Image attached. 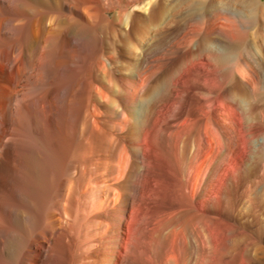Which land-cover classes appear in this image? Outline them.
Returning <instances> with one entry per match:
<instances>
[{
	"label": "rangeland",
	"instance_id": "rangeland-1",
	"mask_svg": "<svg viewBox=\"0 0 264 264\" xmlns=\"http://www.w3.org/2000/svg\"><path fill=\"white\" fill-rule=\"evenodd\" d=\"M253 1L258 5H253ZM253 1L242 7L217 2L207 8L201 35L212 31L216 36L224 30L234 36L239 33L246 36L241 45L205 48L213 51L216 59H209L200 52L203 48L195 44L173 42L164 46L153 42L136 45L127 52L116 47L115 54L100 59L99 67L95 64L97 59H88V55L86 59H69L74 78L89 66L92 81L101 88L99 96L90 97L95 103L93 115L88 116L89 130H95L96 121L97 131L111 139L120 159L127 156L128 161L119 164L118 175L107 169H101L97 175L74 172L79 195L101 185L96 197L99 208L93 211L90 196L85 213H89L91 220L89 233L92 230L90 246L83 253L88 264L97 259L102 264H264V206L254 208L247 198L237 196L246 186L243 171H254L256 161L264 157V131L258 129L264 118L262 112L252 115L254 108L264 107V94L262 101L261 96L256 100L253 94L256 81L264 87V0ZM191 28L185 31L170 28L163 34L168 37L177 34L181 39L197 34ZM155 33L151 32V36H157ZM11 67L14 65L7 66L10 72ZM226 67L234 76L229 84L218 79L226 74ZM158 84L163 86L155 92L153 88ZM87 96L82 92L72 95L73 124L78 125L87 115ZM61 97L53 94L46 99L53 103L52 120L56 122L66 114V106L59 102ZM196 123L201 124L202 135L191 140L183 172L169 170L159 148L164 145L171 151L173 142L185 140ZM207 127L215 134H209ZM156 130L163 134L165 143L153 139ZM135 146L145 157L146 166L134 172ZM180 150L183 152V148ZM171 156L173 166H180L178 156L173 153ZM82 175H86V180L81 185L77 180ZM132 175L133 194L127 188ZM179 181L185 184L183 191L191 204L202 214L212 210L189 230L184 229L188 219L182 215L186 208L172 192ZM260 181L259 176L255 183L247 185L253 195L264 193ZM89 182L94 183L86 191H80ZM186 253L189 255L184 260Z\"/></svg>",
	"mask_w": 264,
	"mask_h": 264
},
{
	"label": "bare ground",
	"instance_id": "bare-ground-1",
	"mask_svg": "<svg viewBox=\"0 0 264 264\" xmlns=\"http://www.w3.org/2000/svg\"><path fill=\"white\" fill-rule=\"evenodd\" d=\"M249 1L0 0V264H88L83 255L90 246L92 230L89 233L91 220H88L89 213H85L88 197H92L93 211L99 208V198L96 197L101 185H95L97 187L86 194L82 192L79 195L74 172L97 175L101 169H107L111 174L118 175L119 164L128 162L127 156L123 160L119 158L111 139L97 131L96 121V124L93 123L95 130H89L88 116L93 115L95 103L90 97L92 94L99 96L101 88L92 81L89 66L81 76L74 78L69 59H86L88 55V59H97L95 64L99 67L100 59L115 54L116 47H122L127 52L136 45L140 47L152 42L156 46L170 42L174 45L195 44L203 48L200 52L209 59H216L215 53L205 48L241 45L245 43L246 36L242 33L234 36L224 30L216 36L212 35V31L201 35L208 16L207 8L217 2L227 7H242ZM224 11L228 12V9L225 7ZM189 27H193L197 34L181 39L176 37L177 34L173 37L163 34L170 28L185 31ZM151 32H156L157 36L152 37ZM229 54L232 55L231 52ZM229 54L226 56L230 57ZM11 64L14 65L12 72L7 68ZM228 69L225 68L227 72L223 77H218L227 84L234 80L233 72ZM162 86L158 84L153 89L156 92ZM255 86V99L261 96L262 101L264 87L258 81ZM77 92L86 93V102L89 103L85 109L87 115L78 125L73 124L70 118L71 97ZM53 94L62 95L60 105L66 106V114L58 122L52 120V101H46ZM259 112L264 118V107L260 110L254 108L251 113L255 116ZM200 128L201 124H194L193 131L185 135L188 136L185 140L173 142L171 151L164 145L159 148L166 168L183 172L191 140L202 135ZM207 128L209 134H215ZM258 129L264 131V119L260 120ZM152 135L154 140L165 143L159 130ZM172 153L178 156L180 166H173ZM133 156V171L137 168L143 170L145 157L136 146L133 147ZM253 170H242L246 186L255 183L259 176L264 184V157L256 161ZM85 176L82 175L77 183H85ZM90 183L94 182L85 184L80 191ZM175 185L172 192L178 195L179 204L186 208L182 215L188 219L184 229L189 230L201 216L209 215L212 210L202 214L183 191L185 184L179 181ZM133 186L132 175L127 183L131 194L134 193ZM246 186L237 196L247 198L254 208L263 207L264 193L253 195ZM260 254L262 257L263 253ZM94 264H102L101 259Z\"/></svg>",
	"mask_w": 264,
	"mask_h": 264
}]
</instances>
